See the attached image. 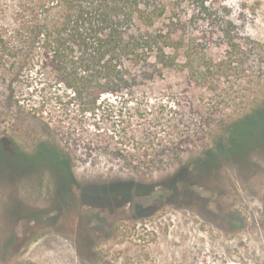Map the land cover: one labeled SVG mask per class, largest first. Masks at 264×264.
I'll return each mask as SVG.
<instances>
[{
    "label": "rangeland",
    "instance_id": "rangeland-1",
    "mask_svg": "<svg viewBox=\"0 0 264 264\" xmlns=\"http://www.w3.org/2000/svg\"><path fill=\"white\" fill-rule=\"evenodd\" d=\"M20 2L0 0V142L11 153L0 156V264H264V108L235 130L230 154L214 143L228 144V125L264 102V0L183 1L184 32L209 45L213 72L195 80L178 65L154 81L151 102L174 104L189 136L179 133L169 162L145 158L139 172L110 150L73 147L89 136L123 140L121 119L65 113L62 85L18 43L28 16ZM127 129V148L148 145ZM42 144L69 154L67 175L33 155ZM200 157L211 166L197 170Z\"/></svg>",
    "mask_w": 264,
    "mask_h": 264
},
{
    "label": "trees",
    "instance_id": "trees-1",
    "mask_svg": "<svg viewBox=\"0 0 264 264\" xmlns=\"http://www.w3.org/2000/svg\"><path fill=\"white\" fill-rule=\"evenodd\" d=\"M50 1L21 0L20 7L30 18L23 20L24 36L18 30L19 45H30L34 53L38 52L50 77L62 85L60 102L65 113L96 116L102 111H113L124 128L121 141H115L116 134L105 138L89 136L75 140L73 147L91 153H102L101 148L110 150L115 158L128 164L131 161L138 172L142 159L163 165L180 154L177 136L182 132L188 137L189 131L179 127L175 105L151 101L158 99L153 83L166 70L180 65L193 79L202 81L213 72L206 62L209 45L188 38L184 32L187 20L180 8L185 0L171 1L170 4H177L175 7L163 0H57L48 7ZM37 8L58 11L49 20L48 16L39 18ZM214 26L226 35L232 29L225 22ZM128 101L137 104L128 107ZM127 107L138 120L133 118L127 124ZM262 108L264 102L228 125V144L216 138L215 146L230 154L235 130ZM121 117L126 118L125 124ZM127 125L134 132L129 139L148 144L145 148L134 144L127 148ZM1 145L0 142V156L9 157L11 153ZM33 155L57 166L62 175L70 172L68 164L67 168L62 165L69 160L67 152L59 153L42 144ZM207 156L216 157L213 152ZM208 159L200 157L194 167H210Z\"/></svg>",
    "mask_w": 264,
    "mask_h": 264
}]
</instances>
